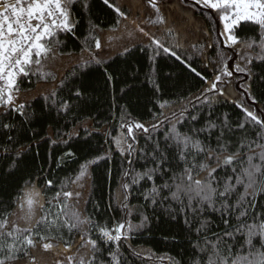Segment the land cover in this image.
Listing matches in <instances>:
<instances>
[{
  "label": "snow or ice",
  "instance_id": "1",
  "mask_svg": "<svg viewBox=\"0 0 264 264\" xmlns=\"http://www.w3.org/2000/svg\"><path fill=\"white\" fill-rule=\"evenodd\" d=\"M157 262L264 264V0H0V264Z\"/></svg>",
  "mask_w": 264,
  "mask_h": 264
},
{
  "label": "trees",
  "instance_id": "2",
  "mask_svg": "<svg viewBox=\"0 0 264 264\" xmlns=\"http://www.w3.org/2000/svg\"><path fill=\"white\" fill-rule=\"evenodd\" d=\"M175 4H176V0H172V5L175 6ZM74 43H75L74 41H70L69 47H71ZM137 59H139V54L137 55ZM97 87L98 88L103 87L102 83L98 84ZM100 103H101V105H104L103 95H101ZM141 103H143V100L141 101ZM104 107H106V105H104ZM137 112L140 115H143L144 110H143V108H140L137 110ZM137 112H134V114H137ZM64 171H67V169H65ZM104 173H105V165L102 163L100 165V167H98L95 170V172L93 174L95 177V187H94V190L92 192V198L95 201H99L102 206L108 197V186H107V182H106ZM63 174L64 173L61 172V175H63ZM88 210L89 211L92 210V202L91 201L88 204ZM140 243L144 247L154 248L156 251L160 252L161 254H163L164 252L169 250L168 247L163 242H160L159 234H157L156 236H154L152 238L145 237L144 240L140 241ZM157 264H159V262H157Z\"/></svg>",
  "mask_w": 264,
  "mask_h": 264
}]
</instances>
